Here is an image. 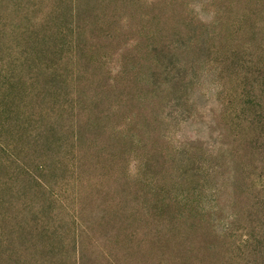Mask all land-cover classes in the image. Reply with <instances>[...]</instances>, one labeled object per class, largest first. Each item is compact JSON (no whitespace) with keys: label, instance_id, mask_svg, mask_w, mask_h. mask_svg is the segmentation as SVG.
I'll use <instances>...</instances> for the list:
<instances>
[{"label":"rangeland","instance_id":"1","mask_svg":"<svg viewBox=\"0 0 264 264\" xmlns=\"http://www.w3.org/2000/svg\"><path fill=\"white\" fill-rule=\"evenodd\" d=\"M0 264H264V0H0Z\"/></svg>","mask_w":264,"mask_h":264}]
</instances>
